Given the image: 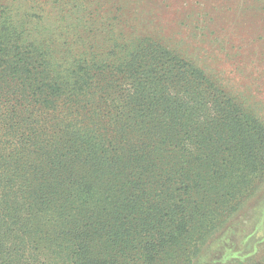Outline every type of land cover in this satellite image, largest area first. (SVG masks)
I'll use <instances>...</instances> for the list:
<instances>
[{"label": "trees", "instance_id": "trees-1", "mask_svg": "<svg viewBox=\"0 0 264 264\" xmlns=\"http://www.w3.org/2000/svg\"><path fill=\"white\" fill-rule=\"evenodd\" d=\"M247 1L264 11V0ZM73 22L68 27L75 42L76 20ZM78 22L83 29L79 41L86 37L81 46L62 41L50 48L28 14L15 16L0 6V176L4 188H13L0 193L5 209L0 211V244L4 246L0 264H189L202 242L186 241L200 230L197 197L215 203L232 194L237 184V179L232 185L222 175L228 161L225 156L218 158L220 150L229 149L228 139L229 146L243 139V149L256 169L262 162L264 130L249 133L248 118L235 117V103L220 95V86L177 54L174 67L167 69L175 79L174 106L149 114L131 113L136 121L156 116L158 123L152 129L158 141L162 140L159 145L127 150L128 144L123 143L111 158L103 160L100 157L106 146L114 149L122 142L94 144L97 157H91L96 154L94 146L76 140V158L50 154L36 140L42 137L38 127L43 111L55 107L68 84H76V96L83 97L92 73L111 75L127 67L138 74L141 66L133 64L144 59L150 73L158 64L156 72L165 73L166 54H170L161 46L156 48L153 41L138 38L111 45L118 40L114 33L100 26L88 29L85 18ZM172 102L166 95L160 105ZM210 110L221 112L228 127L224 139L221 137L225 148L218 147L220 141L213 144L205 139L215 135L213 130L220 131L215 125L202 129L205 120H215L201 113ZM189 136L193 141H186ZM194 142L208 147L201 151L212 155L208 158L215 168L212 173L199 163L191 166L193 157L186 155V145ZM75 162L77 168L105 162L116 168L111 170L119 185L117 198L100 209V195L95 191L103 193L104 189L69 188L65 183ZM32 182V189L23 191ZM20 198L32 199V203L22 207Z\"/></svg>", "mask_w": 264, "mask_h": 264}, {"label": "rangeland", "instance_id": "rangeland-1", "mask_svg": "<svg viewBox=\"0 0 264 264\" xmlns=\"http://www.w3.org/2000/svg\"><path fill=\"white\" fill-rule=\"evenodd\" d=\"M0 6L7 7L15 16L28 14L50 48L62 41L81 46L86 37L78 39L83 30L78 19L85 18L88 29L100 26L115 34L118 40L111 45H123L127 39L138 38L151 40L156 48L161 46L170 53L166 54L165 73L156 72L160 64L150 73L149 62L144 59L133 64L141 66L138 74L129 72L127 67L111 75L92 73L90 88L84 91L83 97L76 96V84H68L69 89L55 102V107L43 111L38 127L42 137L36 138L58 158L67 154L76 158L79 148L76 140L93 146L113 140L122 142L114 149L106 146L100 157L103 160L111 158L123 143L128 144L127 150L159 145L162 140L158 141L152 129L158 123L156 116L152 114L136 121L131 113L149 114L158 108L162 111L174 106L175 79L167 69L174 67L177 54L200 67L220 86V95H226V99L235 103L232 107L235 117L248 118L249 133L251 129L264 130V11L255 3L247 0H0ZM72 13H76V17H72ZM74 20L75 42L70 30ZM166 95L173 102L162 106L160 103ZM201 113L215 119L205 120L202 129L215 125L220 130L218 133L215 129V135L204 138L213 144L221 142V137L224 139L228 132L221 112ZM192 138L189 136L186 141H193ZM197 143L186 145V155L193 157L191 166L199 163L212 173L215 168L208 160L212 155L201 151L208 148L203 146L204 142ZM230 144L228 139L229 149H221L218 158L226 157L228 162L222 175H227L232 185L237 179V184L232 194H226L224 200H215V203L207 202L203 196L197 197L201 205L200 230L192 232L186 241L202 242L189 264H264V150L261 165L255 169L250 154L243 149L244 140ZM218 147L225 148L224 140ZM94 148L96 154L91 157H97V148ZM202 161L207 162L203 165ZM76 166L75 162L68 170L65 184L69 188L104 189L103 193L95 191L100 195V209H104L110 199L117 198L120 190L112 171L116 168L108 162ZM2 179L0 176V193L13 191L9 185L3 187ZM33 186L32 182L23 191ZM19 202L22 207H29L32 199L20 198ZM3 204L0 197V211H5ZM3 249L0 244V251Z\"/></svg>", "mask_w": 264, "mask_h": 264}]
</instances>
